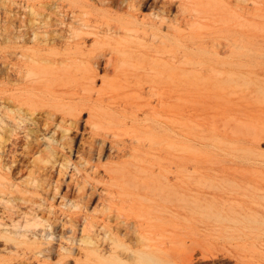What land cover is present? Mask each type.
Segmentation results:
<instances>
[{"label":"rangeland","instance_id":"1","mask_svg":"<svg viewBox=\"0 0 264 264\" xmlns=\"http://www.w3.org/2000/svg\"><path fill=\"white\" fill-rule=\"evenodd\" d=\"M158 1L149 0L138 26L149 18L146 30L162 28L153 46L168 50L166 80L159 94L146 89L127 105L154 101L148 114L161 116L169 137L147 153V171L126 170L121 182L142 184L141 190H116L115 204L110 177L95 175L89 165L55 162L32 177L28 147L58 133L44 130L37 116L19 117L26 94L35 90L30 54L53 47L51 37L61 46L69 33L107 28L113 11L99 0H0V224L12 230L39 223L37 235L26 231L29 237L8 244L1 235L9 233H0V255H12V264H99L91 248L70 251V227L92 223L95 234L107 227L129 241L137 212L153 206L162 210L152 220L161 227L167 264H264V0L227 1L223 15L190 0H175L166 13ZM83 192L91 200L79 212L74 202ZM41 229L53 232L49 245L41 244ZM14 244L18 249L6 248ZM38 245L50 251L39 254Z\"/></svg>","mask_w":264,"mask_h":264},{"label":"bare ground","instance_id":"2","mask_svg":"<svg viewBox=\"0 0 264 264\" xmlns=\"http://www.w3.org/2000/svg\"><path fill=\"white\" fill-rule=\"evenodd\" d=\"M190 1L196 2L201 11L223 15L226 12V2L230 0ZM99 2L113 11L114 23L101 30L69 33L61 46L56 42L59 38L51 37L54 40V43H50L53 47L47 45L49 48L46 52L30 54L28 71L35 81V90L26 94V103L19 108V117L25 120L28 116H37V120L43 119L41 126L44 130L58 133L57 137L52 136L48 141H39L36 147H28L27 153L30 154L33 166L30 169L32 177L42 176L46 173L48 164L55 162H62L64 166V162H67L77 168L80 163L89 165L95 175H102L103 179L110 177L108 193L112 195V203L116 204V190L126 194H130L131 190H141L142 184L134 186L121 182L126 170L135 169L138 173L147 171L149 168L146 161L150 149L168 140L169 136L161 125V116L148 114L149 111L152 112L149 105L154 101L149 99L147 107L144 104L135 107L127 105L130 101L131 104L133 101L138 103L146 89L151 95L159 94L156 89L165 83L168 73V50L153 46L157 45L162 28L158 27L156 31L146 30L145 21L149 18L142 19V24L138 26L143 8L148 5L149 0ZM160 2L166 13H170L172 6L177 4L175 0ZM153 6L154 4H150V7ZM79 15L81 16V12ZM48 39L51 41L50 37ZM119 97L124 101H119ZM120 107H123V112L119 110ZM6 133L9 134L7 130ZM179 139L183 140L182 129ZM72 154H76L78 160L72 161ZM123 157H128V160L121 164ZM106 158L109 159L108 163L104 162ZM154 188L150 187L148 190L153 191ZM58 189L60 183L57 181L56 190ZM119 199L127 201V198ZM80 200L73 201L74 206L80 209L79 212H84L91 196L88 192H83ZM153 207H142L137 212L141 218L128 236L129 241L107 227L102 235L94 233L95 226L92 223L72 225L69 230L73 243L70 251L74 250V245L79 251L91 248L99 264H167V259L162 256L165 242L163 234L157 235V230L160 231L161 227L152 220L153 217H161L162 210ZM38 224L37 221H28L12 230L3 229L0 224V233H9H3L1 237L8 244L18 237H29L26 231L35 235ZM41 230L46 231V239L41 244L49 245L53 232ZM10 246L18 249L17 244L7 245L6 248L9 249ZM38 249L39 254L50 251L49 246L38 245ZM7 255H0V264H12L14 257Z\"/></svg>","mask_w":264,"mask_h":264}]
</instances>
